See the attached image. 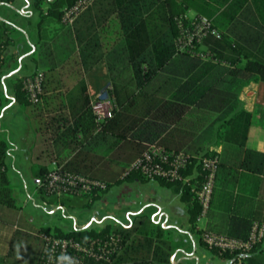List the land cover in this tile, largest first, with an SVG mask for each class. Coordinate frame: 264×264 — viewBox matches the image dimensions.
Segmentation results:
<instances>
[{
	"label": "trees",
	"instance_id": "16d2710c",
	"mask_svg": "<svg viewBox=\"0 0 264 264\" xmlns=\"http://www.w3.org/2000/svg\"><path fill=\"white\" fill-rule=\"evenodd\" d=\"M45 1L35 0L34 7L42 11ZM77 1L54 0L50 2L48 14L62 20L64 9ZM249 3L254 6L256 18L251 14L250 28L238 34L232 26ZM117 4L122 37L108 55L111 69L117 73L111 83L117 104L114 117L100 124L84 89L78 102L70 108L72 122L63 137L69 140L73 150L90 138L101 137L124 142V148L137 152L138 158L148 145H157L173 155L185 154L188 162L182 170L184 180L158 181L181 191L194 230L201 206L193 190L200 189L205 180L202 160L218 156L220 166L209 215L220 199L227 218L225 235L248 239L254 223L264 222L255 212L239 209L240 199L234 188L238 185L242 194L248 195V189L245 191L242 187L259 184L260 177L264 176V153L247 147L252 113L244 107L240 95L252 83L264 84V0H117ZM191 12L211 20L221 34L220 39L208 36L197 47V51L211 53L213 59L178 50L181 25L190 24ZM0 28L6 31L9 27L0 22ZM1 56L0 52V80ZM23 79L15 86L16 100L28 107L33 104L23 88ZM217 147H222V152H217ZM8 151L9 143L0 137V209L18 210L7 173ZM90 157L86 150H80L67 169L106 181L109 189L122 180L146 179L138 172H131L128 177L109 183L96 170V165L104 158H95V167L88 163ZM83 197L89 198L87 206H90L100 194ZM44 198L52 203L58 201L56 196L45 195ZM42 232L83 242L108 240L113 235L121 238V248L109 262L89 259L85 264H171L170 245L164 242L161 247L154 240L153 235L161 237L163 233V229L155 225H136L131 229L109 225L101 230L69 232L55 228ZM210 250L231 260V264H264V240L244 256L239 252Z\"/></svg>",
	"mask_w": 264,
	"mask_h": 264
},
{
	"label": "crops",
	"instance_id": "0c3cea01",
	"mask_svg": "<svg viewBox=\"0 0 264 264\" xmlns=\"http://www.w3.org/2000/svg\"><path fill=\"white\" fill-rule=\"evenodd\" d=\"M17 1L11 0L7 4L0 2V11L3 10L0 22L9 27L6 31L0 28V52L3 59L0 137L9 143L7 173L13 188L17 182L32 186L33 192H28L21 199L24 205L33 201L36 208H40L34 197L38 193L45 195L39 191V185L54 161L67 166L80 150H86L91 156L88 161L90 165L95 166L96 159L104 158L101 164L95 166L96 170L109 183H114L122 179L123 173L139 155L125 147L122 157L117 160L118 169L113 168L114 179H108L100 173V169L104 163H108L110 156L125 146L124 142L117 143L114 138L93 137L73 150L69 140L63 137V132L72 122L70 108L78 102L81 92L86 89L92 103L108 85L112 86V80L117 75L111 69L108 56L122 37L117 0H96L72 26L50 16V4L48 6L44 3L42 11H39L34 7L35 0L33 3L27 0L26 5L16 6ZM254 10V6L249 3L232 29L238 34L248 30L251 26L248 18L251 14L252 18H256ZM246 12L249 13L245 16ZM190 16H195V13L191 12ZM36 72L45 73L43 100L38 105L22 106L16 100L15 86L20 79ZM240 99L252 113L247 147L264 153V84H250L242 90ZM215 150L220 153L222 147ZM124 185L134 198L131 199L132 207L126 213L125 221L119 216L110 217L109 221L96 217L92 222L87 220L77 223L74 230L92 228L94 222L100 226L107 222L104 227L92 228L95 230L109 225L126 229L143 224L155 225L161 227L163 233L161 237L153 235L154 240L161 247L164 242L170 245L168 251L171 264L232 263L231 260L215 255L203 244L200 232L194 230L190 223L188 205L182 199L180 190L166 187L158 180L137 177L122 180L113 186ZM242 189H248L249 194H242L238 185L234 188L235 195L240 199L239 209L255 212L264 222V176L260 177L256 187L245 186ZM135 191H138L136 193L139 196ZM14 196L18 203L15 191ZM57 200L52 203L50 199H45L42 203L53 206L51 213L65 211L63 197ZM21 208L0 209V264H40L42 230L59 228L65 232L73 231L59 225L35 227L32 225L34 218L30 222L23 220ZM226 221L223 204L219 199L215 202L211 216L201 227L225 234Z\"/></svg>",
	"mask_w": 264,
	"mask_h": 264
},
{
	"label": "built area",
	"instance_id": "2783aa9c",
	"mask_svg": "<svg viewBox=\"0 0 264 264\" xmlns=\"http://www.w3.org/2000/svg\"><path fill=\"white\" fill-rule=\"evenodd\" d=\"M95 1L78 0L73 6L64 9L61 21L67 26H72L77 18ZM189 19L190 24L188 26L181 25V35L177 44L178 50L181 52L190 51L192 54L207 60L213 59L211 53L202 50L197 51V47L210 35L220 39V32L206 17L189 15ZM45 79L44 72H36L24 77L23 88L31 104L38 105L42 102L45 94ZM91 104L100 124L112 119L117 108L112 86L108 85ZM187 162L188 157L183 153L173 155L162 147L148 145V149L142 156L123 173L122 179L128 177L131 172H138L147 180L183 181L182 170L187 166ZM219 166L220 158L218 156L206 157L202 160L205 180L200 189L193 190L201 206V212L197 219V229L200 232L202 242L208 248L220 252H239L244 256L264 240V224L255 222L250 236L246 240L219 234L201 227V222L209 218ZM108 189L109 184L106 181L70 172L66 164L58 161L52 163L44 181L39 185L40 192L58 198L91 196L102 194ZM41 239L43 247L40 264H85L89 259L97 262H109L111 256L121 248L122 241L119 236L113 235L108 240L88 239L83 242L75 238L58 237L52 232L42 233Z\"/></svg>",
	"mask_w": 264,
	"mask_h": 264
},
{
	"label": "rangeland",
	"instance_id": "374dc122",
	"mask_svg": "<svg viewBox=\"0 0 264 264\" xmlns=\"http://www.w3.org/2000/svg\"><path fill=\"white\" fill-rule=\"evenodd\" d=\"M31 1L33 3V0ZM17 2H15L16 6L27 4V0H18ZM45 4L49 6L50 0H46ZM2 12L3 10L0 11V15H2ZM39 20L40 19H38V21ZM123 150L124 147L110 156V159H108L107 161L108 163H104L102 165L100 173L108 179H111L114 176L113 168L115 167L116 169H118L117 162L119 161L117 160L122 157ZM17 183V185H15L14 187V191L17 195V199H19L17 203L18 207L22 206L21 209L23 220H25L26 222H30L32 221V218H34L32 225L35 227H39L40 225H59L65 230H74L77 227V223L80 224L86 222L87 220H90L92 222V220L96 219V217L106 218V221H109L110 217L119 216L122 220L125 221V219H127L126 213H129L130 208L132 207L131 199H134L131 193L126 190V185L121 187L113 186L111 190L100 194V198L95 200L94 203L90 206H87V203L89 201L88 197H63L64 202H62L65 205V211H57L56 213H51V209L53 208V206L51 207L48 203H44L43 205L42 202L45 200V195L40 193L35 194L34 197L38 204L37 206H40V208H36V203L33 201H29L28 205H24L21 198L26 197L28 192L32 193L34 188L32 186H25L20 182ZM136 192L138 191H135V194L139 196V194H137ZM201 224L203 225L204 221L201 222ZM106 225L107 222L102 224L101 226L94 222L92 228L97 229Z\"/></svg>",
	"mask_w": 264,
	"mask_h": 264
},
{
	"label": "water",
	"instance_id": "95a60500",
	"mask_svg": "<svg viewBox=\"0 0 264 264\" xmlns=\"http://www.w3.org/2000/svg\"><path fill=\"white\" fill-rule=\"evenodd\" d=\"M77 231H82V230H77Z\"/></svg>",
	"mask_w": 264,
	"mask_h": 264
}]
</instances>
